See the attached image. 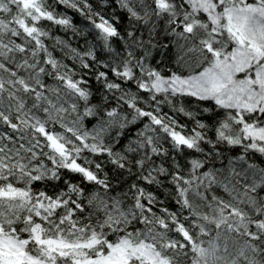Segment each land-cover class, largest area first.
I'll return each mask as SVG.
<instances>
[{
	"label": "snow or ice",
	"instance_id": "obj_1",
	"mask_svg": "<svg viewBox=\"0 0 264 264\" xmlns=\"http://www.w3.org/2000/svg\"><path fill=\"white\" fill-rule=\"evenodd\" d=\"M0 264H264V0H0Z\"/></svg>",
	"mask_w": 264,
	"mask_h": 264
}]
</instances>
